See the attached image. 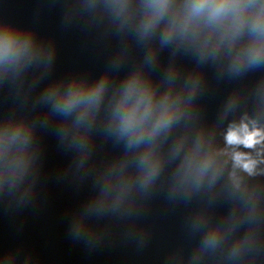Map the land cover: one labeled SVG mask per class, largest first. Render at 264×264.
I'll list each match as a JSON object with an SVG mask.
<instances>
[{
    "label": "water",
    "instance_id": "1",
    "mask_svg": "<svg viewBox=\"0 0 264 264\" xmlns=\"http://www.w3.org/2000/svg\"><path fill=\"white\" fill-rule=\"evenodd\" d=\"M0 264H264V0H0Z\"/></svg>",
    "mask_w": 264,
    "mask_h": 264
},
{
    "label": "clouds",
    "instance_id": "2",
    "mask_svg": "<svg viewBox=\"0 0 264 264\" xmlns=\"http://www.w3.org/2000/svg\"><path fill=\"white\" fill-rule=\"evenodd\" d=\"M245 135L243 138H241L240 136L237 135V133L235 131H232L228 134V141L229 143H238V142H242L244 143L246 146L251 147L255 142H256V137L259 135L257 132H253V133H247V129H244ZM237 161L241 160V156L238 154L236 156ZM244 167L246 169H251L252 167V163L251 162H247L244 163Z\"/></svg>",
    "mask_w": 264,
    "mask_h": 264
}]
</instances>
